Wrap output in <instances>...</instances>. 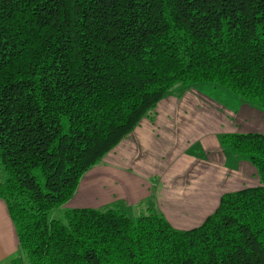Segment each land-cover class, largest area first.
Returning a JSON list of instances; mask_svg holds the SVG:
<instances>
[{
  "label": "trees",
  "instance_id": "trees-1",
  "mask_svg": "<svg viewBox=\"0 0 264 264\" xmlns=\"http://www.w3.org/2000/svg\"><path fill=\"white\" fill-rule=\"evenodd\" d=\"M181 84L264 109V0H0V198L27 264H264V133H227L261 183L193 229L67 204Z\"/></svg>",
  "mask_w": 264,
  "mask_h": 264
},
{
  "label": "crops",
  "instance_id": "crops-1",
  "mask_svg": "<svg viewBox=\"0 0 264 264\" xmlns=\"http://www.w3.org/2000/svg\"><path fill=\"white\" fill-rule=\"evenodd\" d=\"M235 103L225 105L195 89L164 99L153 120L143 119L82 178L67 207L105 209L121 203L130 208L149 201V209L175 228L200 226L225 193L261 183L250 160L225 151L217 138L222 130L264 131V111L241 99ZM197 140V149L185 155ZM19 260L26 262L18 231L0 198V264Z\"/></svg>",
  "mask_w": 264,
  "mask_h": 264
},
{
  "label": "rangeland",
  "instance_id": "rangeland-1",
  "mask_svg": "<svg viewBox=\"0 0 264 264\" xmlns=\"http://www.w3.org/2000/svg\"><path fill=\"white\" fill-rule=\"evenodd\" d=\"M191 89H195L196 91L200 92V93H203L205 95H209L223 103H225V105H237L235 103V101H238V100H243L239 95L237 94H234L232 92H230L229 90L225 89V88H222L220 86H217V85H212V84H195V85H192L190 87H183L181 84H177L173 90L171 91V94L169 96H167L166 98L168 97H182L187 91L191 90ZM165 98V99H166ZM239 98V99H238ZM238 99V100H237ZM164 100V99H163ZM245 101V100H244ZM247 102V101H246ZM249 103V102H248ZM251 104V103H250ZM254 105V104H253ZM256 106V105H255ZM259 108L260 110L264 111V109L260 108V107H257ZM156 117V112H155V115L153 116V119ZM152 119V120H153ZM262 132L264 133V131H262V129H258V130H249L248 132ZM227 133H231V132H228L226 130H222L221 132L217 133V138H218V141L219 143L221 144V147L227 151V152H231V153H234L229 147L223 145L222 143V138L225 134ZM234 133H241L239 131L237 132H234ZM199 140H197L195 142V144H191V146L185 151V155H192V152L195 151L197 149V147L199 146ZM249 160V159H248ZM103 162V161H102ZM101 162V163H102ZM251 162V161H250ZM100 163V164H101ZM252 163V162H251ZM253 164V163H252ZM254 165V164H253ZM255 166V165H254ZM256 168V166H255ZM257 169V168H256ZM258 171V170H257ZM259 174V173H258ZM261 181V180H260ZM121 203H118L116 205V207L118 208V210L120 211H124L125 213H127L129 216L131 217H138L142 214H146L149 212V206L151 204H149V201H147V203H144V204H141L140 206H136V207H121L120 205ZM113 208V207H112ZM104 209V208H103ZM107 209V208H105ZM69 208L67 207V204L55 209L54 211H52L50 213V219H60V220H66V217H65V214H66V211H68ZM161 213V212H159ZM162 214V213H161ZM26 261V259H25ZM19 264H27V262L23 263L22 261L19 260Z\"/></svg>",
  "mask_w": 264,
  "mask_h": 264
}]
</instances>
